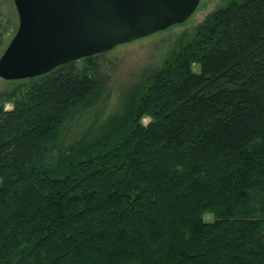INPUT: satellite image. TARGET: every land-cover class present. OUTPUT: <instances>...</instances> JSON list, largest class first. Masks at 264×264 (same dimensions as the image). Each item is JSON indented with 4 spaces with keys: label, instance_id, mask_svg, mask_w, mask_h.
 Here are the masks:
<instances>
[{
    "label": "trees",
    "instance_id": "16d2710c",
    "mask_svg": "<svg viewBox=\"0 0 264 264\" xmlns=\"http://www.w3.org/2000/svg\"><path fill=\"white\" fill-rule=\"evenodd\" d=\"M58 67L0 105V264H264V0H225L114 110Z\"/></svg>",
    "mask_w": 264,
    "mask_h": 264
},
{
    "label": "water",
    "instance_id": "95a60500",
    "mask_svg": "<svg viewBox=\"0 0 264 264\" xmlns=\"http://www.w3.org/2000/svg\"><path fill=\"white\" fill-rule=\"evenodd\" d=\"M0 78H33L184 21L198 0H12Z\"/></svg>",
    "mask_w": 264,
    "mask_h": 264
},
{
    "label": "rangeland",
    "instance_id": "374dc122",
    "mask_svg": "<svg viewBox=\"0 0 264 264\" xmlns=\"http://www.w3.org/2000/svg\"><path fill=\"white\" fill-rule=\"evenodd\" d=\"M224 2L225 0H198L194 11L181 23L172 24L163 30L118 44L108 51L68 62L57 69L81 68L88 65L101 85L99 91L108 92L109 106L114 110L122 102L129 87L172 58L178 45L189 38L194 27ZM16 27L17 16L12 0H0V53ZM194 69L197 70L198 66L195 65ZM27 82L26 79L3 80L0 78V105L4 109L10 108L11 103L5 98L11 96L17 88ZM148 119V116H142L140 122L145 124ZM202 219L210 221L212 215L205 212L202 214Z\"/></svg>",
    "mask_w": 264,
    "mask_h": 264
}]
</instances>
